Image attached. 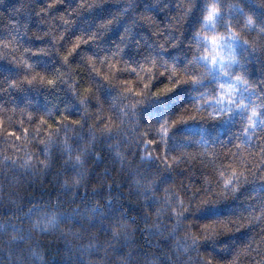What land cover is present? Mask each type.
Returning <instances> with one entry per match:
<instances>
[{"label":"trees","instance_id":"16d2710c","mask_svg":"<svg viewBox=\"0 0 264 264\" xmlns=\"http://www.w3.org/2000/svg\"><path fill=\"white\" fill-rule=\"evenodd\" d=\"M116 2L82 12L68 39L113 15L123 6V0ZM207 2L221 5L214 17L215 31L223 34L225 23L231 22L238 33L233 52L239 64H229L231 75L239 73L264 90V34L259 33L264 28V0H194L178 47L173 49L169 42L161 54L174 57L178 67L192 59L188 40ZM38 3L42 0H0V264H187L197 256L207 261L209 255L212 264H262L264 135L257 129L259 139L251 141L252 147L247 137L238 135L244 131L238 110L227 112L225 107L220 117L211 115L220 109L209 98L218 96L220 84L231 79H218L213 70L203 75L202 88L184 83L165 93L164 86L175 80L159 76L158 68L148 72L140 67L143 61L138 62L168 33L161 29L160 38L153 36L157 28L136 14L163 24L176 14L178 3L187 7L188 0H135L136 6L98 42L99 55H108L115 69L109 61L85 63L79 56L67 64L54 54L36 56V48L48 40L38 37L54 30L59 37V13L68 5L74 7L75 0H64L45 12L40 17L43 24L35 17ZM247 17L254 19L255 27H248ZM127 25L128 44L112 58L117 50L110 48ZM201 31L213 34L211 25ZM83 47L89 50L93 45ZM203 48L201 40L197 56ZM33 61L41 67L36 72L49 70L45 82L6 85L5 77L19 73L17 65ZM126 61L137 62L134 70ZM205 63L194 64L195 71L181 76H200ZM25 74L31 75L19 73ZM48 77L56 79L53 86L46 83ZM250 94L260 96L249 88L244 95L250 103ZM82 98L87 105L81 106ZM162 117L171 125L170 133L157 137ZM105 126L111 134L104 133ZM154 139H159V146L146 144ZM165 155L168 160L180 157L179 163L166 167L161 163ZM233 170L242 177L237 192L221 194L220 173L229 178ZM175 198L187 205L179 221L172 214ZM237 221L249 226L229 232L221 227L228 223L235 229ZM201 225H215L218 235L188 251L191 242L184 239L185 233L201 234ZM194 264L203 262L197 258Z\"/></svg>","mask_w":264,"mask_h":264},{"label":"snow or ice","instance_id":"6c2138e0","mask_svg":"<svg viewBox=\"0 0 264 264\" xmlns=\"http://www.w3.org/2000/svg\"><path fill=\"white\" fill-rule=\"evenodd\" d=\"M111 2V0H93V2H88V0H75V6L68 5L67 8L63 12L59 13V18L62 21V24L60 25L59 31V37L56 35V31L54 30L52 32H45L42 37H38V39L43 40V37H48L47 42H43V46L36 48L35 55L36 56H49V55H55L59 57V60L62 61L64 64H67V62L70 59H74L77 56L80 57L82 62L85 63H95L96 60H99L101 62L103 61H109L110 66L115 69V65L111 64V58L108 55H99L98 49L101 48V45L98 43L103 37V35L109 30L110 26L121 16L124 15L125 11L128 9L134 8L135 0H123V6L116 12H114L113 15L100 20L96 23L95 28H93L91 31L85 32V31H77L74 36L71 37V39H68L70 34V30L73 28L75 18L80 16L82 12L84 11H90L94 7H99L104 3ZM64 0H42V3H38L37 6H35V17L37 19V22L40 24H43L44 21L40 19L41 16L45 14V12H52L55 10L56 5L63 4ZM116 3H120V0H117ZM194 9V0H188V6L185 7L184 4L178 3L177 5V12L172 17H169L167 22L161 24L160 21H155L154 18L151 17H145L142 13L136 14L137 18L144 23H147L151 27H156L157 31L155 33H152L153 36L160 38L161 37V29L168 33V36L166 39L163 40V43L158 44V40L156 39L154 44L152 45L153 50L149 51L146 55H144L141 59H139L138 62L143 61L141 63L140 67L142 69H145L148 72L156 71L157 68L159 69V76L169 75V78L171 80H175V83L165 85L164 86V92H168L171 89L175 88L177 85L184 84V83H191L194 85H199L200 88L203 87V80L202 77L206 73H211L213 71L212 66H216V76L218 79H224L225 77L227 79H231L232 83L228 84H220V91L218 96L216 97H210V100H215L219 111L213 110L211 115L213 117H220L225 110V99L227 100L226 109L227 112H233V109L238 110L241 116V121L244 126V131L242 135L244 137H247L248 142L250 143V146L255 147V145H251V141L253 139H259V137L256 136V130L259 129L260 133L264 135V102H258V101H264V90H261L259 87V83L252 84L248 80H245L241 74H237L235 76L231 75V70L229 69V64L233 61H236V56L233 52V47L231 44H228V52L227 54H224L223 48L225 44V38L230 37L231 39L235 40L238 39V33L236 32L235 28L231 25V22L225 23L224 25V33L221 34L219 31H215L216 28V22L214 20V17L221 12V5L220 3L213 2V3H206V6L204 7L202 16L199 20V26L195 28L192 36L189 38V49L192 54V59L187 60V56H185V59L187 60V63L183 65V67H178L176 59L173 57L171 59L164 58L166 57V54L162 55L161 52L164 50V46L166 44H169L171 42V47L174 49L178 47L180 41H181V26L185 23V21L189 18L190 13ZM70 16L71 19H65V17ZM247 25L248 27H255L254 19L252 17H247ZM134 23V21H133ZM211 25L213 28V34L212 35H206L204 34L201 29H206L207 26ZM177 32L179 34H177ZM259 33L264 34V28H259ZM131 35V25L125 26L123 31L121 32L120 41L113 43L110 49H116L117 52L113 53L114 58L119 52H121L124 48H126L129 37ZM201 40L204 41V48L203 51L199 56L196 55L197 50L201 47ZM195 42L196 47H192V43ZM91 43L93 45L92 49L84 50L85 45H88ZM137 43H139L137 41ZM244 43L247 44V41H244ZM210 44V50L211 55L209 58V47ZM61 49H66L64 51H61ZM25 51H28L26 49ZM109 51V50H107ZM105 51V52H107ZM171 61V63H170ZM201 61H205V67H204V73H201L200 76L197 75H191L189 76H181V72L187 73L190 70L195 71L194 64L200 63ZM151 62L153 65L152 68H148V63ZM126 66L129 70L133 69V64L137 62H125ZM237 64H239L238 61H236ZM17 68L25 73H31L25 74L23 77L19 75V73L15 76H13L11 79L8 77H5V83L10 88H16V87H23L24 82H26L28 85L35 84L37 80L41 83L45 82L44 73L49 71L46 68H42L41 72H36L38 67L37 62L33 61L31 63L26 64H19L17 65ZM98 71V70H97ZM119 74V73H117ZM180 77V78H178ZM68 77L64 78V82H67ZM105 80L108 79L107 76L104 77ZM149 80L151 77L148 78ZM46 83L49 86H53L56 83V79L53 77H48L46 79ZM128 83V82H126ZM235 84H241L243 87V91L245 93L248 92V89L251 88L253 90V93L255 91L260 92L259 98H257L254 94H250V100L246 99L243 94H240L237 92V89L234 87ZM148 85L145 84V88H147ZM227 88V94L225 93L224 89ZM215 91V89H213ZM130 91V89H129ZM196 95H200V93H196ZM159 96V94L154 95L153 97ZM88 100L86 98H82L80 100L81 106L87 105ZM68 107L70 105L66 106L65 111L68 110ZM83 115V114H82ZM56 119L59 121L60 116H57ZM65 119H68L65 117ZM181 119H184L183 117ZM41 121H44V117H40ZM46 122V121H45ZM160 127L155 132V135L157 137H161V134L164 133H170L171 125L168 124L167 119L161 118L159 120ZM47 123V122H46ZM74 124L80 123V121H73ZM65 128L68 127L67 124H63ZM51 128L52 125H49ZM59 131V126L57 127V132ZM105 134H111L112 131L110 129V126H105L103 129ZM11 134V130H10ZM48 141H51L52 134L48 133L46 136ZM159 139L154 140H148L146 141L147 145H154L159 146ZM237 149H239V145L236 146ZM165 152H167L165 150ZM261 156H264V141H261ZM142 158H144L142 156ZM79 159V157H77ZM180 157H173L171 160H168L167 156L165 155L161 159V163L167 165L179 163ZM261 167H264V162L261 163ZM223 181V191H220L221 194H228L230 191L231 193L237 192L236 185L239 184L242 180L241 176H237L235 171L231 173L229 178H225V174L223 172L220 173L219 177ZM220 188V185H219ZM176 207L172 208V214L176 218L177 221H179L183 215L185 214V210L187 208V205L184 204L183 200H177L175 198ZM159 211L157 210V213L159 215ZM249 225H243L240 224L239 221L236 222L235 229L230 228L228 223H222L221 227H223L225 232H229L232 230L238 231L240 228L248 227ZM254 227V225H250ZM202 233L197 234L196 232H186L184 239L190 240V247L188 251H191L193 248L199 249L201 247V242L205 240H212L214 239L218 233L216 230L215 225H201ZM264 231V228L261 229ZM209 259L205 261L201 257L197 256L195 259L199 258L203 264H212L213 257L211 255L208 256ZM194 261L192 259L187 261V264H194ZM264 264V262H262Z\"/></svg>","mask_w":264,"mask_h":264},{"label":"rangeland","instance_id":"374dc122","mask_svg":"<svg viewBox=\"0 0 264 264\" xmlns=\"http://www.w3.org/2000/svg\"><path fill=\"white\" fill-rule=\"evenodd\" d=\"M228 44H231V45H232L233 50H234V47H235V45H236L235 40L231 39L230 37H226V38H225L224 48H223V52H224V54H227V52H228V47H227ZM208 47H209V53H210V54H209V58H210V55H211L210 44L208 45ZM212 68H213V70L216 71V66H215V65H213ZM228 83H232V80H228V81L226 82V84H228ZM234 87L237 89V92H238V93L244 95V91H243L242 86H240V85H238V84H235ZM224 91H225V93L227 94V91H228L227 88H225ZM244 96H245V95H244ZM245 98H246V97H245ZM224 104H225V107H226V105H227V100H226V99H225V101H224Z\"/></svg>","mask_w":264,"mask_h":264}]
</instances>
